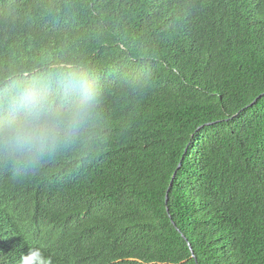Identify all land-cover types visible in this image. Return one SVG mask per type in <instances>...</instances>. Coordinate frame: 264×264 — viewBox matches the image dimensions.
Returning a JSON list of instances; mask_svg holds the SVG:
<instances>
[{
	"label": "trees",
	"instance_id": "obj_1",
	"mask_svg": "<svg viewBox=\"0 0 264 264\" xmlns=\"http://www.w3.org/2000/svg\"><path fill=\"white\" fill-rule=\"evenodd\" d=\"M61 63L97 117L0 155V264H264V0H0V85Z\"/></svg>",
	"mask_w": 264,
	"mask_h": 264
},
{
	"label": "clouds",
	"instance_id": "obj_2",
	"mask_svg": "<svg viewBox=\"0 0 264 264\" xmlns=\"http://www.w3.org/2000/svg\"><path fill=\"white\" fill-rule=\"evenodd\" d=\"M0 99V155L26 168L78 141L99 104L88 75L73 63L14 70Z\"/></svg>",
	"mask_w": 264,
	"mask_h": 264
},
{
	"label": "water",
	"instance_id": "obj_3",
	"mask_svg": "<svg viewBox=\"0 0 264 264\" xmlns=\"http://www.w3.org/2000/svg\"><path fill=\"white\" fill-rule=\"evenodd\" d=\"M258 97H259V96H258ZM258 97H257V98H258ZM257 98H256V99H257ZM256 99H255V100H256ZM255 100H254L250 105H252V104L255 102ZM179 166H180V165H179ZM179 166H178V167H179ZM175 174H176V172L173 174V177H172V180H171V182H170V185L172 184V181H173V179H174V177H175ZM168 192H169V188H168V190H167L166 200H168ZM193 256H195V255L193 254Z\"/></svg>",
	"mask_w": 264,
	"mask_h": 264
}]
</instances>
